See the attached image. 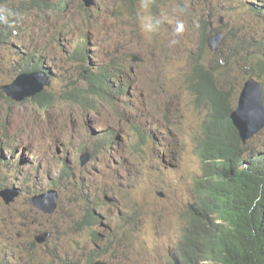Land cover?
Segmentation results:
<instances>
[{"label": "rangeland", "instance_id": "1", "mask_svg": "<svg viewBox=\"0 0 264 264\" xmlns=\"http://www.w3.org/2000/svg\"><path fill=\"white\" fill-rule=\"evenodd\" d=\"M21 1L10 7L23 8ZM47 1L49 7L60 0ZM131 2L140 3L136 20L125 8ZM56 14L26 8L19 36L0 46V88L20 76L11 65L16 52L35 49L49 79L43 92L55 96L47 108L32 98L10 104L0 97V191L20 193L10 206L0 198V264L7 251L14 255L7 264H28L31 241L45 231L53 240L36 251L44 264H166L201 175L195 137L206 109H195L185 81L201 59L235 78L236 88L243 63L218 62L214 54L230 52L237 36L228 41L229 18L210 13L206 40L223 39L214 51L205 42L203 48L205 22L188 0L155 8L151 0H95L89 9L68 0ZM80 48L88 49L94 68L116 72L111 92L103 94L112 103L84 108L63 98L83 88L72 58ZM84 153L90 161L81 167ZM48 190L57 193L52 216L31 206ZM89 214L95 222L87 230L98 233L96 242L78 231Z\"/></svg>", "mask_w": 264, "mask_h": 264}, {"label": "trees", "instance_id": "2", "mask_svg": "<svg viewBox=\"0 0 264 264\" xmlns=\"http://www.w3.org/2000/svg\"><path fill=\"white\" fill-rule=\"evenodd\" d=\"M14 1L0 0V10L15 14L11 17V26L0 22V46L8 45L19 36L26 8L40 12L48 8V12L58 15L68 5V0H60L58 4L52 2L49 7L47 0H22L24 7L16 9L10 7ZM168 1L171 0H151V4L155 8ZM188 4L198 8L197 18L203 22L211 18L210 13L229 18L227 39L233 40L235 36L237 39L230 52L214 55L218 62L227 59L242 62L243 77L234 88L235 78L228 80L227 73L222 74L212 67V62L205 66L198 59L186 78L195 109H206L195 137L201 175L192 188L193 202L186 213V228L177 250L168 257L166 264H264V139H261L264 130L243 146L230 121L242 86L250 77L262 86L264 94V0H188ZM125 8L136 20L140 3L131 2ZM204 25L203 48L209 24L205 22ZM90 57L87 48L72 52L73 60L80 67L78 74H82L83 88L63 96L66 101L84 108L105 100L112 103L103 97L104 88H108L105 94L111 92V84L117 78L114 70L94 68ZM16 58L11 61L14 74L45 72L43 56L35 49L28 55L16 52ZM118 92L126 93L121 86ZM0 97L10 104L16 102L1 88ZM31 102L47 108L55 102V96L42 92L32 97ZM89 215L78 224V231L87 240L96 242L98 233L92 229L86 232L95 222V215ZM16 238L21 241L18 236ZM52 240L53 236L47 244ZM31 244L34 253L28 255V264H44L36 251L47 244L38 246L34 240ZM6 256L5 264L14 258L9 251ZM93 262L90 260L88 264Z\"/></svg>", "mask_w": 264, "mask_h": 264}, {"label": "water", "instance_id": "3", "mask_svg": "<svg viewBox=\"0 0 264 264\" xmlns=\"http://www.w3.org/2000/svg\"><path fill=\"white\" fill-rule=\"evenodd\" d=\"M85 9L91 8L95 0H81ZM210 28V25H209ZM210 33V30H209ZM221 35L215 36L213 39L207 40V46L214 51L212 45L218 46L222 41ZM49 85L48 75L45 72H37L31 74H22L8 86L2 87V91L6 92L9 97L16 102H22L30 99L36 94L42 93ZM230 121L236 129L238 138L243 146L254 140L260 132L264 130V94L262 86L250 77L242 86V90L238 97L236 110L230 115ZM90 161V155L84 153L79 158L80 166L86 165ZM20 193L17 189H4L0 191V198L3 202L10 206L18 198ZM159 199L163 197L157 195ZM57 193L54 190H48L43 194L36 195L31 199V206L37 211L52 216L56 210ZM50 232H41L34 236V241L39 246H44L51 239ZM92 264H108L102 261H96Z\"/></svg>", "mask_w": 264, "mask_h": 264}, {"label": "clouds", "instance_id": "4", "mask_svg": "<svg viewBox=\"0 0 264 264\" xmlns=\"http://www.w3.org/2000/svg\"><path fill=\"white\" fill-rule=\"evenodd\" d=\"M14 15L15 14L10 10H0V22L9 23V25L11 26V17H13Z\"/></svg>", "mask_w": 264, "mask_h": 264}, {"label": "bare ground", "instance_id": "5", "mask_svg": "<svg viewBox=\"0 0 264 264\" xmlns=\"http://www.w3.org/2000/svg\"><path fill=\"white\" fill-rule=\"evenodd\" d=\"M130 105V104H129ZM91 225H92V223H91ZM88 226H90V225H88ZM90 227H92V226H90ZM87 231H89V230H87Z\"/></svg>", "mask_w": 264, "mask_h": 264}]
</instances>
